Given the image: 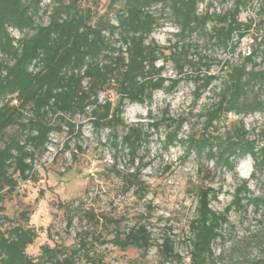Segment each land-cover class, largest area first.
I'll list each match as a JSON object with an SVG mask.
<instances>
[{
	"label": "trees",
	"instance_id": "obj_1",
	"mask_svg": "<svg viewBox=\"0 0 264 264\" xmlns=\"http://www.w3.org/2000/svg\"><path fill=\"white\" fill-rule=\"evenodd\" d=\"M231 1L229 10L209 13V0H109L107 11L100 13V0H48L46 5L43 0H0V200L12 195L19 182L37 181L35 164L48 151L52 134L66 128L75 139L81 137L82 126L71 122L75 115L89 112L93 131L109 130V143L115 149H126L131 162L139 149L149 144V131L163 127L164 151L179 147L184 161L193 155L200 163L213 161L229 171L239 160L252 161L249 179L242 181L223 213L210 208L217 199L212 188L200 189L196 195L197 207L187 239L191 264H216L212 249L222 239L220 231L227 223V214L244 211L247 205L256 212L264 210V199L247 196L246 188L250 180L264 173V127L258 140L249 138L242 120L230 123L223 135L218 133V125L229 113L241 117L264 114V101L244 99L248 88L264 89V72L255 71L253 61L257 51L243 57L239 65L226 62L227 72L219 77L208 73L212 59L201 54L191 40L193 35H200L206 45L235 52L253 22L239 21L251 0ZM202 3H206V11L199 14ZM157 6L163 12L159 16L153 12ZM165 10L178 29L170 47H161L151 38L161 27ZM111 11L115 23L109 16ZM44 17L45 24L41 22ZM13 32L20 36L14 37ZM164 59L174 64L175 78L164 77V66L157 67ZM219 79L217 101L196 116L203 119L201 128L191 126L184 136L181 131L187 118H171L167 109L158 120L148 112L152 122L146 131L141 124L126 126L122 119L127 104H150L155 92L171 95L185 81L194 84L195 104ZM118 128L126 129L120 140ZM9 129H14V134L6 135ZM4 212L0 206V264H105L95 253L100 236L93 233L79 235L73 247L44 244L38 256L29 255L27 248L38 235L27 214L20 213L15 221ZM84 218L93 225L99 223L91 213L86 212ZM66 222L69 229L73 222L69 210ZM110 233L111 243L120 251L134 248L145 257L152 246L143 226H134L125 234L113 228ZM161 254L164 260L178 259L168 238L163 241ZM246 264H264V243L260 256Z\"/></svg>",
	"mask_w": 264,
	"mask_h": 264
},
{
	"label": "rangeland",
	"instance_id": "obj_2",
	"mask_svg": "<svg viewBox=\"0 0 264 264\" xmlns=\"http://www.w3.org/2000/svg\"><path fill=\"white\" fill-rule=\"evenodd\" d=\"M42 3L46 5L48 0ZM209 3L212 4L209 13L232 8L231 0H209ZM108 4L109 0H100L99 12H106ZM263 4V0H251L250 6L239 15L240 22L251 20L253 27L233 53L222 47L206 45V39L200 35L192 36L191 40L199 46V52L213 61L209 74L223 77L227 72L226 62L229 66L239 65L241 59L253 50L257 51L253 58L257 65L255 71L264 72ZM205 11L206 3L199 4L197 12L203 14ZM153 12L156 16L163 13L160 6ZM109 16L115 23L114 11ZM46 21L44 17L41 22L45 24ZM160 24L151 38L161 47H170L176 40L174 34L178 29L167 10ZM210 28L209 24L207 31ZM12 35L20 36L16 32ZM164 54L167 57L169 51H164ZM159 66H164V77H176L171 60H159ZM221 82L222 79L214 82L195 104V87L191 81L181 83L171 95L155 92L150 104H127L122 119L126 126L141 124L146 131L152 122L148 119V112L158 120L167 109L171 118H187L188 123L181 131L184 136L190 132L191 126L201 128L203 119L196 116L217 101ZM110 96L115 102V97ZM103 99V94H100L99 100ZM244 99L246 102L264 101V89L259 86L248 88ZM238 120H242L249 138L258 140L264 127V114L260 113L246 117L229 113L218 125V133L223 135L228 125ZM71 122L82 126L81 137L75 139L66 128L61 133L52 134L48 151L35 164L37 181L19 182L12 195H5L0 200L8 218L17 221L20 213L27 214L29 225L38 235L33 245L27 248L31 256H38L39 248L44 244L50 247L62 244L70 248L79 235L93 233L100 236L95 253L105 264H191L187 239L190 237L189 224L197 207V193L200 189L212 188L217 192V199L211 202L210 208L223 213L233 194L242 186V181L248 180L252 172L250 159L237 161L233 171H229L215 166L213 161L200 163L193 155L184 161L183 150L179 147L164 151L163 127L157 132L149 131V144L141 147L131 162L126 149H115L109 143V130L103 129L98 134L93 131L89 112L75 115ZM14 132V129H9L6 135ZM125 132L126 129H117L119 140ZM246 188L250 193L247 196L264 199V173L250 180ZM67 210L73 215L69 229L66 226ZM86 212L99 220L98 225L84 218ZM226 219L227 223L220 231L222 239L213 245L215 263L246 264L258 258L264 243V210L256 212L247 205L244 211H230ZM134 226L145 227L150 235L152 246L145 257H141L134 248L120 251L111 243L113 228L125 234ZM165 238L173 242L178 259L164 260L161 249ZM102 241L105 244H100Z\"/></svg>",
	"mask_w": 264,
	"mask_h": 264
}]
</instances>
